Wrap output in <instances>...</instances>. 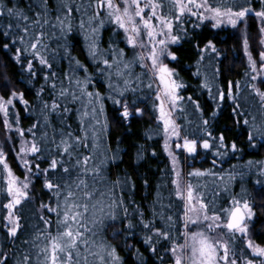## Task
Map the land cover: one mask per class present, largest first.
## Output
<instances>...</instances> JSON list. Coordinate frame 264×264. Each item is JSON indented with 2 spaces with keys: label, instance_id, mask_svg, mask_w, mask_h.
I'll return each instance as SVG.
<instances>
[{
  "label": "snow or ice",
  "instance_id": "obj_1",
  "mask_svg": "<svg viewBox=\"0 0 264 264\" xmlns=\"http://www.w3.org/2000/svg\"><path fill=\"white\" fill-rule=\"evenodd\" d=\"M253 3L254 0H95L94 7L89 4V7H93V13L88 17V27L85 28L83 19L79 24L87 43L88 56L95 66L94 71L100 77L99 80H93L88 68L75 57H70L69 53L68 41L73 31L71 14L73 10L79 12L81 5H76L74 9L73 0H0V41L3 50L14 53L10 58L21 65L22 71L29 74L30 82L36 80L38 72L44 81L36 91L37 111L31 109L22 92L17 93L11 88L7 77L6 82L0 86V92L8 93L7 98L0 95V114L6 139L10 150L15 153L25 171L24 180L17 177L0 147V181H3L0 195L8 198L3 204L8 210L4 217L7 240L0 241V264H123L116 248L104 242L103 234L109 230L113 239L123 238L124 246L135 253L137 264H147L139 249L130 243L138 235L145 250L161 264H164L165 256L169 257L167 264H264V247L255 244L249 234V226L255 217L249 199L242 201L229 194L227 207L214 205L210 208L195 191L196 186L191 182L182 183L181 173L174 167L175 178L172 183L175 186L176 199L182 202L181 214L175 219L172 214L166 215L163 209L171 205H164L158 192L155 203L150 206L151 218H146L144 212L137 210V221L133 223L122 192L119 195L116 193L118 187L122 190L127 187L128 191H133L135 185L131 178L125 175L123 180L97 186V182H102L105 178L102 166L106 167L109 161L115 163L116 157H105L100 163L93 161V149L97 144L96 130L92 126L90 137L89 130L84 128L83 117L88 112L77 109L81 117L80 135H74L72 125L67 122L72 111L68 105L79 102L83 106L84 98H87L88 104L93 105V114L97 111L103 113L102 102L111 100L124 122H129L134 116L142 117L144 111L140 104L146 105L151 100L152 111L159 113L158 121L162 122L165 135L164 147L173 165L177 161L169 146L173 137L176 138L177 149L182 148L188 156L196 159L203 154L197 151L198 138L181 137L179 126L172 118V110L183 112L180 102L185 97L180 96L178 90L185 85L177 82L178 73L169 67L170 63L178 61L171 46L179 45L182 41L190 42L200 53L201 60L206 52L216 53L218 57L219 52L211 41L203 48L200 47L195 29L201 27L205 21L212 28H219L221 25L236 28L243 21L247 29L246 18L254 17L260 22L259 66L249 51L246 31L243 46L253 73L250 79L264 84V77L261 76L264 73V0H258L259 10L253 7ZM53 4L56 12L54 18ZM101 11L104 12L103 18ZM189 22L193 28L191 34L185 27ZM105 23L114 26L113 35H122L123 39L119 43L129 49L131 58H126L124 48L119 47L115 40H109L106 50L100 47L98 36ZM46 36L57 40V47H62L64 55L70 59L69 67L74 63L76 69L84 72L83 79L76 78L74 71L72 75L66 73L64 80L68 81V86H64V81L59 78L53 63L60 54L50 48ZM137 65L144 70L147 83L140 76L132 79V69ZM113 77L116 78V83L113 82ZM96 84L101 87L106 85L109 94L105 97L98 91L88 90L90 85L94 87ZM132 84L137 86L131 87ZM140 84L150 91V95H137L138 92L143 93ZM236 86L239 88L238 82ZM45 87L51 89L50 94L54 97L50 103L44 98ZM231 89L232 84L229 82L227 95L230 99ZM251 90L264 107V91L255 84L251 85ZM187 99L192 101L191 97ZM224 100L225 92L219 91L217 107ZM97 102L100 103L98 109L95 107ZM18 103L23 105L26 118H34L27 130L19 126L20 112L16 110ZM192 103L199 109L197 102ZM239 107V103H235L233 112ZM53 114L62 125L59 139L56 129H53L51 135L47 131L51 127L50 117ZM208 123V120H203V125L207 126ZM244 124H248V121L244 120ZM104 127H107L106 121ZM38 128L43 129L39 139L36 132ZM26 132L32 137L31 141L25 139ZM11 133L19 138V152L16 151V144L12 143ZM203 136L207 138L199 139V147L205 152H211L214 157L223 159L228 153L236 154L241 151L234 141L226 143L223 133L218 137L213 136L205 127ZM89 139L93 148L89 147ZM253 139L249 133L250 147H255ZM40 141L45 145L51 144L52 147H42ZM84 149L89 154L85 155L82 151ZM137 159H143L142 153L137 154ZM42 163L46 166L41 167ZM212 163L216 165L217 160L213 159ZM252 165L253 162L248 161L249 172L252 171ZM247 174L241 172V179ZM255 174L264 177V164L260 165ZM189 175L201 177L214 173L197 170ZM33 178L41 180L43 186L38 201L33 190ZM234 178V173L229 174V181ZM253 183L257 188V197L264 199V179L257 178ZM144 184L147 187L146 180ZM224 191H229L228 186H225ZM241 192L247 194V189L241 186ZM25 201L33 206L38 204L39 219L44 224V228L36 232L31 240L18 239V232L22 228L19 212L24 209H19V212L16 210ZM157 204L160 211L156 209ZM237 240L250 250L249 255L252 258H245L242 252L237 253ZM18 244L28 245L30 250L18 249L11 253L6 251L16 249ZM31 250H35L34 261ZM90 257L95 259L90 260Z\"/></svg>",
  "mask_w": 264,
  "mask_h": 264
},
{
  "label": "trees",
  "instance_id": "obj_2",
  "mask_svg": "<svg viewBox=\"0 0 264 264\" xmlns=\"http://www.w3.org/2000/svg\"><path fill=\"white\" fill-rule=\"evenodd\" d=\"M95 0H73V8L76 5H81L79 12L73 10L71 14L72 34L69 37V53L70 57H75L81 64L86 66L89 70V74L93 77V80H99L98 73L94 71V65L90 60L87 52V43L84 40V33L80 30L79 24L81 19L85 21V28L88 27L87 20L93 13ZM243 2V0H240ZM93 7H89V4ZM53 13L52 17L56 15L55 5H52ZM253 7L259 10L258 0H254ZM85 9L87 12L85 13ZM104 17V12L101 11V18ZM195 21V18H193ZM95 26V24L93 25ZM189 34L193 32L191 22L185 24ZM260 22L254 17H248L247 35L250 43H254L257 48L249 47L253 59L258 61L260 50L259 46V33ZM114 26L105 23L104 27L99 32V44L103 49L108 48L109 40H115L118 43L122 41L123 37L120 33L113 35ZM175 31V28H174ZM196 40L200 47L203 48L205 44L211 41L219 52L217 57L216 53L206 52L203 54V60L200 59V53L190 42L182 41L179 45H172L171 50L175 52L178 57V61H174L169 64L170 68H174L178 73L177 82L183 83L185 87L178 90L179 95L185 97L180 103L183 105V112L178 109L173 110V115L176 120V124L179 126L181 137L187 136V138H207L203 136V130L205 127L213 133V136H219L221 133L225 135V142H235L237 147L241 149L239 153H228L223 159L214 157L211 152H205L203 149H197L198 155L196 159H192L188 155L179 153V169L181 173V180L183 184L191 182L195 187V191L199 193L204 201L212 206H228L229 194L243 199L247 198L251 201L255 217L253 218L249 226L250 238L255 244L264 247V199L257 197V188L254 185V181L257 178L264 179V177H258L255 173L258 172L260 165L264 164V107H262L260 99L251 90V85L255 84L264 91V84H260L259 80L253 81L250 79L251 73L248 58L245 55L243 41L239 33L231 26L221 25L219 28H212L209 26V22L205 21L203 25L195 29ZM49 42L50 48L57 50L59 56L54 61V67L58 71L59 78L64 81V86H68V81L64 80L65 74L72 75L73 71L76 78L83 79L84 72L76 69L75 64L69 67L70 59L64 55V49L57 47V40L51 37H45ZM259 46V47H258ZM119 47L124 48L126 58H131V52L125 47L123 43H119ZM177 49H179L177 51ZM12 52H5L2 47V41H0V86L6 81L10 83L12 89L17 93H23L24 98L29 102L31 109L37 111L38 98L36 91L44 84L39 72L36 80L29 81V74L21 70V65L16 64L10 58L13 56ZM23 60V57L21 58ZM51 60L52 58L49 57ZM36 66L34 62V67ZM144 70L138 65L132 69V79L136 76H140L141 79L147 83V77L143 75ZM247 73V75H246ZM113 82L116 83V78L113 77ZM229 82L232 84V98L227 95ZM237 82L239 88H237ZM136 84H132L131 87H136ZM156 85L154 84V87ZM57 87H60L59 82ZM74 87V85H73ZM143 89V93H137V95L148 94L150 91L144 87L143 84L139 85ZM210 89V91H209ZM89 91H98L101 96H107L109 94L107 86L101 87L96 84L94 87L89 86ZM219 91L225 92V100L219 102L217 107L216 98ZM51 89L45 87L44 98L51 102L54 98L51 94ZM130 95V93H127ZM0 95H4L7 98V92H0ZM187 97H191L192 101L199 104V109L189 101ZM104 112L97 111L92 113L91 109L93 105L87 103V98H84V105L79 102L76 104H69L72 109L71 115L68 118V123L72 125V131L74 135H80V114L77 112L79 108L81 112L87 111L88 115L83 117L84 128L89 130L91 137V128L95 127L96 130V147L93 149V161L100 163L105 157L115 156L116 162H108L106 167L102 166L104 180L98 181L97 186L102 187L109 183H115L118 179L123 180L125 175L131 178L132 183L135 185L133 191H128L127 187H118L116 193L123 194L124 203L128 208L129 215L136 223L137 210L144 212L146 218H151L152 212L150 206H152L157 198L159 192L162 203L164 205H171L163 209L166 215L172 214L175 219L176 216L181 214L182 202L176 199L174 195V184L172 183L175 178L173 172V164L169 160L164 149V133L163 127L160 121H158V111H152V101L148 103L140 104V107L144 111V115L134 116L129 122H124L119 114L117 108L112 104L111 100H104L103 102ZM239 103L240 107L233 112L234 104ZM100 103H95V107L98 109ZM16 110L20 112V127L27 130L31 127L34 118H26L27 114L24 111L22 104L16 105ZM11 113V109H10ZM216 113L214 116L213 114ZM93 115L95 118H93ZM51 127L47 129L49 135L52 134L53 129H56L57 139H59V129L62 127L59 123V118L53 114L50 117ZM203 120H208L207 126L203 125ZM244 120L248 121V124H244ZM105 121L107 127H104ZM239 121V123H237ZM43 129L38 128L37 139H39L40 133ZM253 136V143L255 147L249 146L248 135ZM12 143L16 144V151L19 152L18 137L15 133H11ZM151 137V138H149ZM25 139L31 141L32 137L26 132ZM42 147H52L51 144L45 145L43 141H40ZM0 147L3 148L7 162L12 168L14 174L21 180L25 179V171L21 166V162L16 157L15 153L10 150L9 143L6 139V130L2 123V114H0ZM89 147L93 148L92 141L89 139ZM85 155L89 154L87 149L82 150ZM224 151V150H221ZM155 152L153 156L152 153ZM142 153L143 159H137V154ZM31 159V157H28ZM216 159L217 164L213 165L212 160ZM248 161H252V171H248ZM45 164H41V167H45ZM91 166V162H90ZM235 166V167H234ZM209 172L214 175H204L201 177L190 176L189 173L194 171ZM248 173L241 179L240 173ZM234 173L235 178L229 181V174ZM6 175V174H5ZM223 177V179H221ZM91 182V178H89ZM147 181V187H145L144 181ZM34 181V191L37 194L36 200L40 198V193L43 192V186L41 180ZM228 186L229 191L225 192L224 188ZM241 186L247 189V194L241 192ZM3 187V181H0V188ZM47 201V197H44ZM8 198L6 195H0V241H6V230L4 225L6 221L4 217L7 215V209L3 207ZM24 211L19 212V209ZM38 204L33 206L28 204L27 201L22 203L16 210L21 216L22 228L18 232V239L34 238L36 232L44 228L43 222L39 219L37 212ZM157 211H160V206L156 205ZM45 215H47L45 213ZM159 224V221H158ZM139 231V229H137ZM220 231V230H219ZM23 234V235H21ZM105 237L104 242L108 245L114 246L117 250V254L120 256L123 264H137L135 253L129 248L124 246L123 238L113 239L111 230L103 234ZM99 240L100 238L97 237ZM134 247L139 251L147 260V264H161V262L153 257L149 252L145 250V246L140 242V236L130 241ZM159 248L160 245H157ZM237 253H243L245 258H252L249 255L250 250L246 249L239 240L235 244ZM18 249L29 251V246L24 244H18L16 249H6V251L16 252ZM33 255V261L35 259V250H31ZM94 257H90L92 260ZM169 257L165 256L164 264H167ZM240 264V262H238Z\"/></svg>",
  "mask_w": 264,
  "mask_h": 264
},
{
  "label": "rangeland",
  "instance_id": "obj_3",
  "mask_svg": "<svg viewBox=\"0 0 264 264\" xmlns=\"http://www.w3.org/2000/svg\"><path fill=\"white\" fill-rule=\"evenodd\" d=\"M246 23H247V26H248V18H246ZM244 24H245V22H240V23H238V25H237V27L236 28H234L238 33H239V35L241 36V39H242V41H243V38H244V34H245V31L247 32V29H245V27H244ZM248 36V35H247ZM252 44H253V48H256L255 46H254V43L252 42V43H250L249 42V47H252ZM260 46V45H259ZM258 46V47H259ZM257 49V48H256ZM167 62V61H166ZM257 62V65L259 66V64H260V60L258 59V61H256ZM261 76L262 77H264V73H261ZM172 118L174 119V121H175V123H176V120H175V118H174V115H173V110H172ZM161 124H162V122H160ZM177 125V124H176ZM175 142H176V138L175 137H173L170 141H169V146H170V150L173 152V154L174 155H176V157H177V161H176V163H175V165H173L174 167H175V169L177 170V171H180V169H179V162H178V160H179V153H183L185 156L186 155H188L187 153H186V151H184L182 148L181 149H177L176 147H175ZM182 142V141H181ZM164 143H165V135H164ZM200 147H199V144H198V148L197 149H199ZM164 149H165V147H164ZM201 149V148H200ZM165 152H166V154H167V156H168V158H169V160L171 161V163L173 164V162H172V160H171V157L168 155V152L165 150ZM237 199H239V198H237ZM241 200V199H240ZM219 231V230H218ZM251 257V256H250ZM95 258H93L92 260H94Z\"/></svg>",
  "mask_w": 264,
  "mask_h": 264
}]
</instances>
